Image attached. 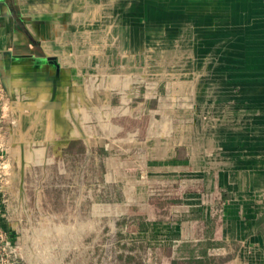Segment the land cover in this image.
Returning a JSON list of instances; mask_svg holds the SVG:
<instances>
[{"label": "crops", "instance_id": "0c3cea01", "mask_svg": "<svg viewBox=\"0 0 264 264\" xmlns=\"http://www.w3.org/2000/svg\"><path fill=\"white\" fill-rule=\"evenodd\" d=\"M110 2L105 31L114 41L119 30L190 34L193 50L226 55L192 62L190 81L135 79L122 59L126 49L114 47L110 56L106 40L86 44L87 19H103L93 0H0V80L8 98L0 201L20 253L22 218L31 219L27 192L33 211H42L38 197L57 166L72 184L89 179L69 185L77 189L74 209L89 208L90 219L116 228L122 250L113 264H264V0ZM119 3L126 4L121 12ZM220 66L222 75L200 70ZM124 118L140 124L124 128ZM187 129L198 134L189 146ZM203 131L207 141L200 142ZM218 146L222 156L207 150ZM159 185L161 194L154 193ZM72 221L81 227L86 220Z\"/></svg>", "mask_w": 264, "mask_h": 264}, {"label": "rangeland", "instance_id": "374dc122", "mask_svg": "<svg viewBox=\"0 0 264 264\" xmlns=\"http://www.w3.org/2000/svg\"><path fill=\"white\" fill-rule=\"evenodd\" d=\"M93 2L98 3L100 14H102L103 19L102 21L101 19L96 20V18L87 19L86 30H83L87 36L86 44L88 46H94L97 43L100 44V39L106 40L107 44L105 45L106 49H104V51H110H108V53L104 52V54L110 56L112 55V51H114V47H119L118 49L120 50L126 49L127 54L124 52L122 59L129 60L130 65H132L131 70L134 73L135 79L144 78L153 82L156 79L163 78L164 80H169L170 78L182 77L183 79L190 81L191 75L197 70L192 66V62L198 61V59L201 62L202 59L206 58H215L222 61L226 55L221 51H213L212 48L211 51L200 49L198 51L193 50L192 41L195 39L192 40L193 37L190 34L175 36V34L172 33L169 35L143 36L135 32L136 35L126 36L125 34H120L119 30V39L118 41H114L115 39L112 40L113 35L111 32L109 33L108 30L106 33L105 31L107 25L109 28L111 26L112 11L110 0H93ZM44 5L45 3H42L40 4V7H44ZM50 5L53 6L54 4L51 3ZM66 5L68 6L66 11H71L72 4ZM91 6L95 7V4H92ZM76 7L75 9H77ZM125 7L126 4L119 3L118 5H115V11L118 10L121 12ZM134 11L137 10L135 9ZM154 22H157V24L159 23L158 21ZM158 29L154 28L151 31H158ZM125 31L124 28L121 33H125ZM82 35V38H85L83 33ZM70 38L73 39L78 37L71 36ZM114 38H116V35ZM237 55L236 52L234 56L237 58ZM200 70L207 72L211 71L218 75H222L225 69L220 66L215 69L203 67L200 68ZM185 119H188L189 121L190 117H184V120ZM136 123L125 118L120 121V124L124 126V128H131L133 126L135 129L136 126L140 124V121H136ZM183 123L189 124L190 122L187 123L186 121H183ZM183 132L182 139L188 146L191 141L194 143L197 140L198 134L193 130L191 131V129H187ZM206 132L203 131L202 134L199 133L201 137L200 142L207 141ZM217 135V143L222 144V132H218ZM178 136H181V133H178ZM205 149V147L200 148L198 150L199 155L202 154ZM207 150L222 156L223 148L221 146L215 148L210 147V149ZM75 169L78 171L79 167L75 165ZM83 170L86 171V169ZM57 171V166L50 168L48 172V181H45L42 186V195L38 197V202L42 205V211H33L32 200H34V196L32 195L31 190L27 192L28 195L26 198L28 201V207L31 210V212L29 211L31 219L29 222H26L25 217H23L19 229L22 242L21 255L25 259V263L88 264V260H95L97 264H113V257L116 253L119 254L122 250V247L117 242L116 228L113 230L111 229V221L109 220L99 219L93 221L90 219L91 211L89 208H86V212L78 214V211L74 209V201L78 200V195L76 193L77 189L71 187L70 191H73V193L70 195L69 185L72 184V182L63 179L62 177H58ZM88 175H90V173H88ZM73 182L76 186H78V184L87 186L90 181L87 178L85 181L75 179ZM29 184L32 186L30 189H34L35 183L33 182ZM75 184H72L71 186ZM162 187L163 186L160 185L156 188L153 187V192L161 194ZM96 188L97 187H94L92 189ZM100 190H102V188ZM101 200L103 201L105 199L102 198ZM84 204L85 206H89L88 198H86ZM78 215L79 217H83V220H86L85 225L81 227L72 225V219L77 218ZM50 222H54L53 226L50 225ZM88 254L91 259H87ZM92 254L94 255L91 256Z\"/></svg>", "mask_w": 264, "mask_h": 264}, {"label": "built area", "instance_id": "2783aa9c", "mask_svg": "<svg viewBox=\"0 0 264 264\" xmlns=\"http://www.w3.org/2000/svg\"><path fill=\"white\" fill-rule=\"evenodd\" d=\"M8 117V98L0 80V151L6 147V119ZM6 169L0 163V185L7 178ZM8 206L6 200L0 201V264H21L22 255L13 233L6 226Z\"/></svg>", "mask_w": 264, "mask_h": 264}, {"label": "water", "instance_id": "95a60500", "mask_svg": "<svg viewBox=\"0 0 264 264\" xmlns=\"http://www.w3.org/2000/svg\"><path fill=\"white\" fill-rule=\"evenodd\" d=\"M19 179H20V189H22L23 188V182H24L23 148H21L20 165H19Z\"/></svg>", "mask_w": 264, "mask_h": 264}, {"label": "bare ground", "instance_id": "6f19581e", "mask_svg": "<svg viewBox=\"0 0 264 264\" xmlns=\"http://www.w3.org/2000/svg\"><path fill=\"white\" fill-rule=\"evenodd\" d=\"M20 158V157H19Z\"/></svg>", "mask_w": 264, "mask_h": 264}]
</instances>
